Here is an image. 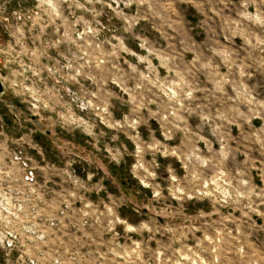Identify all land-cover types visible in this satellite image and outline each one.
<instances>
[{
    "label": "clouds",
    "instance_id": "1",
    "mask_svg": "<svg viewBox=\"0 0 264 264\" xmlns=\"http://www.w3.org/2000/svg\"><path fill=\"white\" fill-rule=\"evenodd\" d=\"M174 5L175 0H37L40 15L31 27L27 18L21 21L19 13H12L16 23L0 31V105L9 113L14 112L18 119L26 111L37 116V120L24 115L21 128L27 130L13 140L19 155L13 153L12 165H0V264H113L117 255L114 249L123 251L117 240L121 236L127 240L132 235L145 248L149 241L167 236L165 252L179 245L188 253L178 264H193V259L196 264H217L214 229L219 224L213 218H231L237 212L239 217L233 220L235 235L225 232L231 242L232 264H264L261 235L264 233V142L258 149L260 164L255 175L251 171L254 162L248 157L243 164L236 165L240 171L236 167L231 169L233 184L205 187L200 173L224 166L226 155L223 150L212 148L210 142L197 148L206 121L193 131L181 119L187 108L178 109L181 115L171 110L177 107L176 99L165 89L169 81L177 78L170 68L179 63V56L170 57L167 62L157 61L155 67L147 70V75L140 71L149 57L156 60L148 52V47L154 44L142 30L143 25H149L150 31L158 35H162V29L173 28ZM241 9L237 19L247 27V38L239 46L232 45L238 51L228 73L231 81L225 83L237 85L234 103L244 111L234 110V114L241 122L246 124L249 118L259 116L264 126V96H254L255 86L250 88L245 83L257 73L264 77V0H244ZM85 14H90L87 23ZM102 14L107 15V23L98 19ZM65 22L73 28L70 43H76L75 26L84 25L85 35L90 33L93 45L99 43L105 48V63L85 64L76 72L84 57L77 56L70 48L57 49V56L61 52L65 54L49 59L52 68L34 61L33 49L44 46L41 40L44 28H49L45 39L55 40L59 35L55 30L57 25ZM37 23L43 25L39 30ZM63 40L61 36L56 43ZM128 45H135L136 51L144 55H136ZM125 55L136 67L124 59ZM237 65L243 69V75ZM105 68L108 70L103 71ZM157 69H160L159 78ZM88 72L94 75L89 76ZM129 73L137 85L131 104L125 95ZM161 81L165 88L161 87ZM177 92L181 99L191 102L187 86L177 88ZM208 95L212 92L205 98ZM113 100L127 105L129 110L117 117ZM69 112L80 117L71 121V132L66 127ZM57 125L64 136L79 128L91 137L92 148L104 162L101 166L92 157L90 162H94V167L84 171L82 182L77 185H72L71 176L63 171L70 168V162L54 161L42 145L31 141L32 134L39 131L55 144L57 134L47 137V130ZM101 125L122 130L132 141L134 149L130 154L135 157L131 163L132 176L121 175L119 157L123 155L121 148L128 151L127 145L121 144L120 148L110 143L102 145L99 138L106 133L95 131ZM3 127L0 116V134ZM116 139L113 135L112 140ZM255 143L253 139V148ZM30 149H36L35 155L30 154ZM244 150L250 151L249 146L245 145ZM25 160L29 161L27 167ZM69 188L78 193L76 198L69 196V199L78 200L82 193L103 208V213L90 214L87 218L80 212L73 215L72 208L58 195L63 192L67 196ZM52 201L57 202L56 207ZM128 205H132L136 219L123 211ZM145 207L147 213L143 211ZM161 216L163 223L158 219ZM197 231L201 236L196 237ZM189 239L192 248L186 246ZM126 259L121 258L120 264ZM151 264H156L155 252Z\"/></svg>",
    "mask_w": 264,
    "mask_h": 264
},
{
    "label": "rangeland",
    "instance_id": "2",
    "mask_svg": "<svg viewBox=\"0 0 264 264\" xmlns=\"http://www.w3.org/2000/svg\"><path fill=\"white\" fill-rule=\"evenodd\" d=\"M36 3L37 0H0V9H2V12H0V16H2V19H0V31L6 25L16 23L15 18L12 16L13 12L19 13L21 21L27 18L28 26L31 27L40 15L36 8ZM243 4L244 0H175L173 28L162 29V35L151 32L150 26L147 24L143 25L142 29L147 32L150 36V42L154 44V46L148 47V52L154 54L156 60H152L149 57L148 63L140 69L141 73L147 75V70L150 67H155L156 62L159 60L167 62L170 57L175 59V56H179V63L174 64L170 68V71L177 78L169 81L165 89L166 92H170L176 99L177 107L171 110L177 115H181L178 109L187 108L188 111L183 112L181 119L185 120L193 131L202 121H206L204 130L200 133L201 139L197 148L203 147L205 143L210 142L212 148L225 152L226 160L224 161V166L215 168V170L209 169L206 173H200L205 187H208L209 184L216 187L233 184L231 169L236 167V165L243 164L248 157L254 162L251 168L253 175H255L260 164L258 149L260 144L264 142V126L261 124V118L256 116L255 118H249L248 123H242L239 116L234 114V110L238 112L244 111L242 107L234 103V90L237 85L235 83H225L226 81H231L228 73L233 67V61L236 59L235 54L238 51L232 45L236 44L239 46L247 38V27L241 25V22L237 19ZM113 7H115V4ZM97 9L99 10V6H97ZM89 16L90 14H85V23L88 22ZM98 19L101 23H107L108 17L102 14ZM42 27L43 25L36 24L37 30ZM88 27L91 28V25L89 24ZM55 30L59 32L55 40L45 39V36L49 33V28H44V36H41L44 46L39 49H33L35 62L44 64L47 68H52L53 64L49 63V59H58L65 54L61 52L57 56V49L70 48L77 56L84 57L80 67L76 68V72H79L85 64L98 65L105 63L104 58L107 55L105 48L99 43L93 45V40L89 39L90 33L85 35L86 28L83 24L75 26L76 43H70L73 40V28L67 22L57 25ZM61 36L64 37V40L57 44L56 41L60 40ZM257 39H259L258 36ZM50 44L53 47L49 48L48 45ZM128 46L133 49L136 55H144L143 52L136 51L135 45ZM124 59L132 64L133 67H136L135 62L129 56L125 55ZM64 63H68V61H64ZM107 70L106 68L103 69V71ZM237 70L243 75V69L238 65ZM64 71L68 72L69 70L64 69ZM87 75L92 76L94 74L88 72ZM129 76L130 79L125 81L127 85L125 95L130 98L129 103L131 104V98L136 96L133 89L137 85L135 77L131 73H129ZM159 76L160 69H157L156 77L159 78ZM245 83L250 88L255 86L254 96H264V77H261L259 73L247 79ZM185 86H187L188 94L191 97L190 103L181 99L179 92H177V88H184ZM161 87L165 88L162 81ZM208 92H212V95H208L205 98ZM13 101L14 103L17 102L15 97ZM112 103L114 105L113 111L117 117L120 116L121 112L129 110L127 105L121 104L118 100H113ZM20 108L23 109L24 106L20 105ZM189 112L192 114L189 115ZM24 115L30 116L32 114L25 111L18 119L14 112L9 113L3 105H0V116L4 120L3 134H0V141L4 146L13 142L14 139H17L27 130L26 128H21ZM35 117L37 119V116ZM78 119L80 117L77 114L68 113L66 127L69 132L72 129L71 121ZM48 130L50 133H47V137H52L53 133L57 134L55 144L51 139L41 135L39 131L32 134L31 141L42 145L46 154L54 161L63 160L64 162H70V167L76 169L78 173H84L85 170L94 167V162H90L92 157H95L96 162L103 166L104 162L100 153H96L91 146V137L86 136L79 128L69 136L62 135V130L58 125ZM101 130L106 133V135L99 138L102 145L110 143L114 148H120L121 144L127 145L128 151L124 152L121 148L123 155L119 157L121 175L132 176L131 163L135 159L134 155L130 154L134 149L132 141L125 136L122 130L108 129L104 125L95 129V131ZM113 135L117 136L116 140H112ZM253 139L256 142L254 148L251 144ZM245 145L249 146L250 151L246 152L244 150ZM29 152L31 155H35L36 149H30ZM204 159L207 160L208 158L205 157ZM159 162L161 163L160 171L163 173L164 161L161 160ZM113 164H115V161H113ZM55 171L54 167L53 172ZM236 171H240V168L236 167ZM138 199H143V197H138ZM131 208L132 205H128L123 211L131 216L132 219H136V215L131 211ZM143 211L147 213L148 208L145 207ZM238 217L239 212L235 214V217L231 218H213L219 224L214 229L217 233L214 238L217 246V254L214 258L217 264H221V261H223V264H232L231 242L225 236V232L235 235L234 229L236 225L233 220ZM158 219L163 223L162 216L158 217ZM257 222L259 223V221ZM129 223H131V220ZM201 234L200 231L195 233L196 237L201 236ZM203 234L211 238L210 233L205 232ZM261 235L264 236V233H261ZM166 241L167 236L163 240L158 237L157 240L149 241L145 248L134 235L127 240L124 238L122 242L123 251L114 249L117 255L113 264H120L123 257H127L124 260V264H137V260L139 264H151L153 252H155L156 256V264H178L182 256L188 255L179 245H176L174 249L169 248L165 252L164 249L168 248ZM158 244H162L163 247H159ZM137 246H140L139 249ZM186 246L192 248L191 239H189ZM193 252H195V249H193ZM195 255L200 256V253L196 252ZM203 259L201 257V260ZM193 264H196L195 259H193Z\"/></svg>",
    "mask_w": 264,
    "mask_h": 264
},
{
    "label": "built area",
    "instance_id": "3",
    "mask_svg": "<svg viewBox=\"0 0 264 264\" xmlns=\"http://www.w3.org/2000/svg\"><path fill=\"white\" fill-rule=\"evenodd\" d=\"M15 153L16 155H19V153L16 150L15 145L13 142L6 144L5 146L3 143L0 141V165H12L13 164V159L12 155ZM29 161L25 160L24 161V166L27 167ZM64 172L69 173L71 176V184L72 185H77L82 182V174L83 173H78L76 169L74 168H64ZM98 187V188H97ZM97 190H99V186H96ZM61 197H63L64 204L68 207L72 208L73 215H75L77 212H80L83 214L85 218L89 217L90 214H102L103 213V208L99 207L93 199H86L84 194H79V199H69L68 197H73L76 198L78 196V193L76 191H73L71 188L68 189V195L65 196L63 192L58 193ZM80 201H84V203L81 205ZM52 206L56 207L57 202L52 201ZM107 206V205H105ZM89 209L91 212H89ZM124 241V237L121 236L117 240V245L118 247H122V242Z\"/></svg>",
    "mask_w": 264,
    "mask_h": 264
},
{
    "label": "water",
    "instance_id": "4",
    "mask_svg": "<svg viewBox=\"0 0 264 264\" xmlns=\"http://www.w3.org/2000/svg\"><path fill=\"white\" fill-rule=\"evenodd\" d=\"M31 119H33L34 121L37 120L35 116L30 115ZM47 133H49V130H47Z\"/></svg>",
    "mask_w": 264,
    "mask_h": 264
},
{
    "label": "bare ground",
    "instance_id": "5",
    "mask_svg": "<svg viewBox=\"0 0 264 264\" xmlns=\"http://www.w3.org/2000/svg\"><path fill=\"white\" fill-rule=\"evenodd\" d=\"M50 133V132H49Z\"/></svg>",
    "mask_w": 264,
    "mask_h": 264
}]
</instances>
